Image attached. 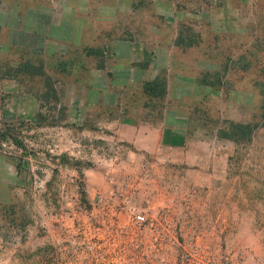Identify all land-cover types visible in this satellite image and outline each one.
<instances>
[{
    "label": "rangeland",
    "instance_id": "rangeland-1",
    "mask_svg": "<svg viewBox=\"0 0 264 264\" xmlns=\"http://www.w3.org/2000/svg\"><path fill=\"white\" fill-rule=\"evenodd\" d=\"M158 2L167 50L121 110L86 107L83 66L2 82L0 264H264V0Z\"/></svg>",
    "mask_w": 264,
    "mask_h": 264
},
{
    "label": "crops",
    "instance_id": "crops-1",
    "mask_svg": "<svg viewBox=\"0 0 264 264\" xmlns=\"http://www.w3.org/2000/svg\"><path fill=\"white\" fill-rule=\"evenodd\" d=\"M158 1L0 0V87L6 81L17 88L20 85L17 72L23 68L33 70L31 65L36 62L41 63V76L45 77H48L45 71L83 66L88 73L87 84L78 81L72 84L79 88L77 93L84 89L86 107L91 95H95L93 102L121 110L126 106L119 88L155 79L158 57L167 50L159 42L156 27H152V19L157 18ZM141 12L149 13L143 17ZM89 61L96 63L99 76L93 75L95 67L87 70ZM117 76L123 80L118 81ZM28 82L23 85L22 94L12 95L25 101L26 111L30 102L42 100L41 92L32 93ZM14 89L8 91L12 94ZM115 117L131 120L126 126L133 131L135 147L141 148L143 142L149 141L141 131L149 133L151 128L141 117L121 112ZM161 119V126L173 130H178L182 122L180 116L168 112Z\"/></svg>",
    "mask_w": 264,
    "mask_h": 264
},
{
    "label": "built area",
    "instance_id": "built-area-1",
    "mask_svg": "<svg viewBox=\"0 0 264 264\" xmlns=\"http://www.w3.org/2000/svg\"><path fill=\"white\" fill-rule=\"evenodd\" d=\"M136 217H137V219H139V220H144V217H143L142 215H137Z\"/></svg>",
    "mask_w": 264,
    "mask_h": 264
}]
</instances>
